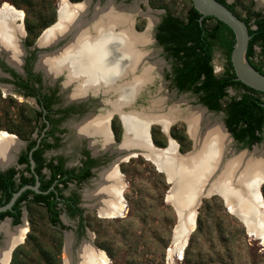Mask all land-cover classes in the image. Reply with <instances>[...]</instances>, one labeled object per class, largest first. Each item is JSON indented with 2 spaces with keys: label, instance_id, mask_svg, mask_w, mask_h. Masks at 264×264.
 <instances>
[{
  "label": "rangeland",
  "instance_id": "rangeland-1",
  "mask_svg": "<svg viewBox=\"0 0 264 264\" xmlns=\"http://www.w3.org/2000/svg\"><path fill=\"white\" fill-rule=\"evenodd\" d=\"M61 1L63 0H0V8L7 6L9 12L20 13V19L12 20V23L19 25L23 30L22 36H19L21 29L19 30L17 38L21 47L26 48L25 46L34 44L37 36L45 28H39L40 26L37 24L48 19L52 14H54L53 21L56 19ZM67 1L82 2V0ZM89 1L90 6L95 1L99 4L104 2V0ZM225 1L233 3L235 13L241 18L246 15L248 9L264 11V6L255 0ZM121 4L124 9L129 7L134 9L131 26L134 31L146 34L147 44L139 47L140 49L145 47L146 53H149L145 61L154 64L149 81L142 84L143 86L137 90L125 108L138 111L147 107L152 98L159 96L166 98L162 108L164 111L171 105H174L176 109H181L183 113H185L184 110H190L192 107L198 108L195 96L189 92H177L170 85L168 77L170 60L165 54H161L160 49L149 37L163 12L168 11L172 15L183 17L190 1L113 0V5L118 9L120 7L117 5ZM25 22L31 25L33 34L37 32L30 45H26L25 40H30L33 34L26 37ZM36 48V46L32 47V49ZM253 49V60L258 62L263 59L264 51L258 46H254ZM223 62L224 58L221 52L215 51L211 64L216 75L220 73ZM2 93L3 90L0 91V96ZM226 93V98L237 95V92L230 88L226 90ZM12 99L19 102V99ZM204 116L208 121L223 122L221 111L206 110ZM115 117L116 115L113 114L112 120L116 122ZM178 117L180 116L170 120L167 134L161 129V124L153 119L154 121L149 125L148 134L150 140L152 136L156 140L161 139L162 147L172 140L176 150L179 153H185L192 149L195 138L190 135L185 120ZM170 131L177 137L180 136L181 141L178 142L171 137ZM260 136V141L247 149L239 148L228 138L229 142L224 149L223 159L227 160L239 151H243L245 158L248 159L258 153L263 157L264 130ZM180 144L184 149L183 152L179 150ZM262 159L264 160V158ZM119 166V182L122 185L120 194L123 202L119 215L102 216L97 214L93 207L86 208L87 212L84 217L86 231L75 236L73 234L74 219H68L61 213L60 219L65 228L52 226L47 220L44 209L30 204L26 209H22L21 214V223L26 228L25 233H23L22 239L13 246L6 264H9L12 251L15 248H17L14 257L15 264H63L62 260L72 255V250L82 239L89 241V244L104 256L105 261L102 264H264V240L248 231L245 224L230 212L222 198L215 193L200 197L193 229L181 252L170 254L169 248L171 247L176 215L172 205L165 200L169 187L165 175L142 154L131 155L127 159H123ZM259 192L264 204V182L260 184ZM85 205L91 204L85 202ZM7 225L8 228H11L10 223ZM64 231L68 232L71 238L69 252L62 250Z\"/></svg>",
  "mask_w": 264,
  "mask_h": 264
},
{
  "label": "flooded vegetation",
  "instance_id": "flooded-vegetation-1",
  "mask_svg": "<svg viewBox=\"0 0 264 264\" xmlns=\"http://www.w3.org/2000/svg\"><path fill=\"white\" fill-rule=\"evenodd\" d=\"M163 14L164 12L149 35L161 54L166 51L158 43L156 31ZM113 29L118 30L119 27L114 26ZM65 41L61 39L51 45L47 49L50 53L48 58L55 57L67 47L69 42L66 44ZM25 47V55L21 58L18 56V61L14 64L8 62H13L12 59L0 54V91L3 90L0 96V205L5 204L12 193L22 186L37 183L38 191L24 188L8 209L0 211L9 212L0 217V245L4 241L2 225L10 223L11 230L22 225V209H26L32 202H38V194L55 200L54 208L62 227L59 224L54 226L65 228L60 219V214L63 213L66 218L75 220L73 234L77 236L86 231V208L93 207L97 214L107 216L100 210L105 194L98 190L105 182L104 175L111 169L116 171L117 184L122 190L119 165L125 152L124 144L120 143L118 147L117 143L121 139L123 127L125 129L121 113H125L128 108L112 106V102L118 98L114 85L119 84V78L112 87L100 84L79 92L77 79H69L66 67H60L58 73H54L46 69L47 61L44 57L45 60L39 61L38 53L41 49ZM137 49L147 52L145 47L140 49L138 46ZM224 62L217 75L224 71ZM173 88L177 92L191 93ZM228 88L239 92L230 86L225 90ZM12 98L19 99V102ZM113 114L119 125L118 137L117 129L112 126ZM100 118L105 120L106 142L98 123L94 124ZM228 135L239 148L247 149L229 133ZM256 143L258 142L250 147ZM85 202L91 205L87 206ZM16 214L18 222L14 223ZM24 229L26 230L25 226Z\"/></svg>",
  "mask_w": 264,
  "mask_h": 264
},
{
  "label": "bare ground",
  "instance_id": "bare-ground-1",
  "mask_svg": "<svg viewBox=\"0 0 264 264\" xmlns=\"http://www.w3.org/2000/svg\"><path fill=\"white\" fill-rule=\"evenodd\" d=\"M84 1L77 6L67 5L65 0L59 3L57 22L43 31L38 44H49L61 34L69 35L66 44L69 43L55 57L51 59L48 58L49 56L44 57L47 61L45 67L54 73L60 67H66L69 79H77L79 92L86 88H95L100 84L112 87L113 80L119 78V84L114 85L118 98L112 102V106L118 108L119 104L132 98L143 86L142 84L150 79L154 64L145 61L149 53L137 49L139 45L148 42V38L145 33L135 34L130 30L128 21L134 11L132 7L118 9L112 3L106 2L103 6L94 8L92 15L83 20V17L87 16L85 12L88 3L87 0ZM256 1L264 6V0ZM5 15L11 16L13 20L20 19V13L9 12L7 6L0 8V17L4 19ZM0 25L2 28L1 21ZM114 26H118L119 29L114 31ZM19 30L20 26L14 24L5 30L6 35L4 30L1 33L3 37L0 39V48L7 52L13 63H17L19 56L17 43ZM44 58L39 61L42 62ZM123 79L126 81H121ZM165 102L164 97H154L145 108L121 113L125 125V135L121 142L124 144L123 147L126 148L129 145L145 147V120H156L166 132L170 120L180 116L187 123L190 135L195 138L197 149L194 158L200 161V168L205 169L210 164L214 167L213 171L218 172L210 187L218 186V191L226 198L225 204L243 218L248 231L264 240V204L256 190L257 186L264 182V160L262 159L264 156L261 157L262 155L258 153L248 159L245 158L243 151H239L231 158L223 159L224 149L229 141L220 123L206 120L204 111L199 107H192L190 110H184L185 113H183L181 109L171 105L164 111L162 108ZM104 121V118H100L94 124L98 123L106 142ZM173 148L175 144L169 140L168 150L171 151ZM147 155H150L149 150ZM223 161L225 162L222 163ZM104 180L105 182L98 190L105 194L100 210L102 214L113 217L119 215L123 207V202L118 196L121 186L117 184L116 171L113 169L104 175ZM225 180L234 181L241 189L243 198L237 197L235 192L227 189ZM2 231L4 241L0 245V264H6L10 256V247L22 239L25 229L24 226L19 225L11 230L7 224H3ZM180 234V230L173 231L170 254L181 252L184 241H181ZM64 261L65 264H69V257H66ZM104 261V256L92 246L85 242L79 245L77 264H102Z\"/></svg>",
  "mask_w": 264,
  "mask_h": 264
},
{
  "label": "trees",
  "instance_id": "trees-1",
  "mask_svg": "<svg viewBox=\"0 0 264 264\" xmlns=\"http://www.w3.org/2000/svg\"><path fill=\"white\" fill-rule=\"evenodd\" d=\"M218 1L239 17L235 13L233 3H227L225 0ZM200 15L190 1L183 17L165 11L157 26L156 39L162 44L166 51L165 56L171 63L170 76H168L170 85L179 91H190L197 97V102L208 110L222 111L226 131L236 142L249 148L251 144L260 141L261 132L264 130V93L248 87L235 78L229 59L234 43L231 29L214 17L209 15L200 17ZM53 17L54 14L42 20L37 26L46 27L53 22ZM239 18L250 29L252 66L264 73V57L258 62L253 60L254 46L264 51V12L248 9L246 15ZM24 29L26 37L34 33L27 22L24 23ZM36 35L37 32L30 40L26 39L25 44L30 45ZM215 51H220L225 61L224 71L220 75H215L212 71L211 59ZM228 86L239 90L237 95L226 98L225 89ZM112 126L113 129H117L118 137V123L113 121ZM170 134L178 142L181 141L180 136L177 137L171 131ZM151 140L155 146H163L161 139L156 140L152 136ZM181 144L179 150L183 152ZM37 201L30 204L44 209L50 225L59 224L57 210L54 208L55 200H49L47 195L45 197L38 194ZM7 213L9 212H0V217ZM13 222H18V214L15 215ZM59 225L62 227L61 224ZM16 251L17 248L12 251L9 264H15Z\"/></svg>",
  "mask_w": 264,
  "mask_h": 264
},
{
  "label": "water",
  "instance_id": "water-1",
  "mask_svg": "<svg viewBox=\"0 0 264 264\" xmlns=\"http://www.w3.org/2000/svg\"><path fill=\"white\" fill-rule=\"evenodd\" d=\"M190 1L192 6L197 10V12L201 14L200 17L209 15L211 17L220 20L231 29L234 35V43L230 52L229 59L235 74V78L240 82H242L243 84L247 85L248 87L259 90L264 93V73L258 71L252 66L250 29L246 26L244 21L239 17H237L230 9L227 8L225 4L219 2L218 0H190ZM65 2L67 5L77 6L85 1L82 0V2L72 3L65 0ZM87 2L88 3L86 4V12H85L87 16L83 17V20L89 18L92 15V11L94 8L96 7L99 8L103 6L106 2H110L113 4V0H104V2L100 4L97 1H95L94 3H91V6L89 5L90 1L87 0ZM117 6L124 8L122 4ZM261 11L264 12L263 10ZM133 12L134 11H132L131 15L129 16V21H128L129 28L133 33L140 34L139 32L134 31L131 26L132 20L134 18L132 16L135 13ZM57 17L58 14L56 13L55 21L49 26L45 27L41 31V33L37 36L34 44L32 46H29V49H31L33 46H36L37 48L41 49V51H39L38 53V59L49 56L50 53H48L47 49L51 45H53L56 41L65 39L66 40L65 43H66L68 40L69 35L61 34L49 44H43V45L38 44V41L43 31L49 28L50 26L54 25L57 22ZM5 18H9L10 20H6ZM12 20L13 19L11 18V16L8 15H5L4 19L0 17V21L3 26L2 28L4 30V31L2 30L0 25V39L3 37L1 33L4 32V35H6L7 32L5 33V30L6 29L8 30L10 25H14L12 23ZM23 33L24 32L21 29V35L19 36H22ZM17 43L19 45V49L21 53V54L19 53V58H21V56L24 55L25 51L24 48L21 47L19 41H17ZM0 53H3L5 57L8 58V54L3 48H0ZM8 62L14 64L11 61ZM44 73L46 75L48 74L46 71H44ZM113 82L117 83L116 80H113ZM130 101L131 98L128 99L127 102H123L119 104V107L122 106L127 107ZM197 107L201 108L203 111H206V108L200 104H198ZM132 111H133L132 109H128L125 110V113ZM153 121L154 120H145L146 122L144 126L145 147L139 145H129L124 149L122 148L125 152L122 158L127 159L131 155L142 154L145 158H147L154 164L157 170L163 172L166 181L169 183V187L165 195V200L172 205L176 215V222L174 224L172 234L174 230H180L181 241L182 242L184 241L185 244L187 237L194 226L196 208L198 203L200 202V197L202 195H209L215 193L222 198L224 203H226V198L220 194V191H218L219 188L218 186L216 188L210 187L211 182L214 181L218 173L217 171L216 172L213 171L214 167L208 164V167H205V169H201L199 164L200 161L195 160L194 155L197 149L196 143L192 146L191 150H188L185 153H179L176 150V148H173L171 151H169L168 144L164 147H157L153 145L148 134L149 125ZM220 125L224 130V133L227 135V137L230 140H232L229 137L228 132L226 131L223 123H220ZM122 127H123V123H122ZM167 128L168 126L166 127V134H167ZM124 135L125 132L123 127L121 139L117 143L118 147L119 144L124 139ZM147 150H149L150 155H147ZM26 187L38 191L37 183L32 186L26 185L20 187L17 191L12 193L10 199L5 204L0 205V211L8 209L10 205L13 203L14 199L17 197V195ZM225 187L235 192L237 197L243 198L242 197L243 195H241L242 192L241 189H239L238 185L235 184L234 181L225 180ZM256 190L258 192V196L261 197L259 192V186H257ZM120 191H119V197L120 199H122ZM237 192H239L240 194H238ZM227 207L228 209H231L229 208V206ZM230 212H232V214H234L239 220L243 222V218L234 209H231ZM19 241L13 243L10 249L12 250L13 246H15ZM82 242H85L91 246V244H89V242L85 239H82L79 243H77L75 248L72 250L73 252L72 255L69 257V264L78 263L77 261H78L79 245ZM70 245H71L70 234L68 232H65L62 250L69 252ZM8 261H9V257H8ZM62 262L63 264H65L64 259L62 260Z\"/></svg>",
  "mask_w": 264,
  "mask_h": 264
}]
</instances>
